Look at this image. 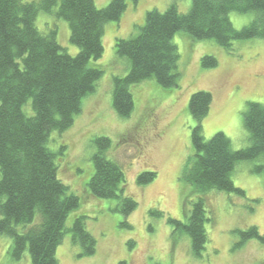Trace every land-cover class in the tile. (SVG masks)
I'll use <instances>...</instances> for the list:
<instances>
[{"label":"trees","instance_id":"obj_1","mask_svg":"<svg viewBox=\"0 0 264 264\" xmlns=\"http://www.w3.org/2000/svg\"><path fill=\"white\" fill-rule=\"evenodd\" d=\"M54 8L58 17L69 22L70 41L79 48L76 56L59 45L56 29L45 34L36 25L41 12L53 13ZM126 9L127 0H112L103 9L97 8L95 0H0V235L12 239L16 260L28 250L31 264H59L57 249L68 232L82 249L80 257L96 253L97 240L87 230L86 217L76 218L70 230L66 227L80 199L59 178L58 157L64 146L54 150L50 143L55 134L73 126L82 100L95 91L104 74L97 62L104 53L105 25L119 22ZM231 13H253L254 18L238 31L229 18ZM180 32L232 52L236 42L264 39V0H193L187 14L180 13L175 4L163 12L149 11L135 38L115 41L117 55L130 64L129 73L113 81V109L118 116L129 118L133 113L134 85L154 80L164 89L179 88L180 55L174 38ZM217 66L215 57H203V68ZM212 101L208 92L190 98L189 112L196 127L191 137L193 154L186 160L181 180L194 188L197 198L190 203L186 223L167 219L175 230L188 234L197 259L203 258L210 242L212 213L206 196L222 193L246 198L232 175L239 162L264 154V104H247L243 121L252 145L234 152L223 133L210 140L203 137L202 123ZM95 144L98 152L93 156L94 174L88 187L96 198L117 200L115 210L128 217L138 202L126 194L122 168L107 157L109 139L96 138ZM156 178L155 172H143L137 183L147 185ZM150 214L163 217L160 211ZM123 226L131 228L127 223ZM239 234L242 245L250 240L264 243L256 227Z\"/></svg>","mask_w":264,"mask_h":264},{"label":"rangeland","instance_id":"obj_2","mask_svg":"<svg viewBox=\"0 0 264 264\" xmlns=\"http://www.w3.org/2000/svg\"><path fill=\"white\" fill-rule=\"evenodd\" d=\"M111 1L95 0V5L103 9ZM192 2L127 0L120 21L105 25L104 53L97 62L104 74L95 91L82 100L73 126L61 135L55 134L50 143L54 150L64 146L58 157L59 178L80 199L66 227L70 230L76 218L86 217L97 250L92 256L80 257L82 249L68 232L57 249L59 264H264V243L250 240L242 245L239 234L256 227L264 236V154L239 162L232 175L246 198L222 193L206 196L212 221L208 226L210 242L202 259L192 255L188 234L167 222L173 218L186 223L190 203L197 198L194 188L181 180L186 160L193 154L191 137L196 122L189 112L193 94L212 95L209 115L202 123L205 140L223 133L234 152L251 147L243 115L248 103L264 104V39L236 42L228 52L212 41H195L180 32L174 38L180 55L179 88L164 89L148 80L131 87L134 110L129 118H121L113 109L114 78H123L130 71L129 62L116 53V39L135 38L149 11L163 12L175 4L180 13L187 14ZM57 10L41 12L36 25L45 34L56 29L59 45L76 56L79 48L70 41L69 22L58 17ZM229 18L240 31L252 22L254 14L231 13ZM204 56L215 57L218 66L203 68ZM101 137L110 141L107 157L125 174L126 194L138 202L136 211L128 217L115 210L117 200L96 198L88 187L94 174L93 156L98 152L95 139ZM143 172H155L157 178L138 185L137 177ZM150 211H160L163 217H153ZM12 245L10 237L0 235V264H31L29 251L16 260Z\"/></svg>","mask_w":264,"mask_h":264}]
</instances>
